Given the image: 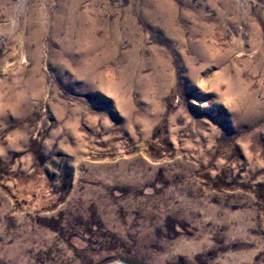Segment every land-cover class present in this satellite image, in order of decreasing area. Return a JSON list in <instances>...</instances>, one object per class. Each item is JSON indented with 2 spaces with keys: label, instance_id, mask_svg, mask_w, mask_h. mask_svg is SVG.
Here are the masks:
<instances>
[{
  "label": "rangeland",
  "instance_id": "obj_1",
  "mask_svg": "<svg viewBox=\"0 0 264 264\" xmlns=\"http://www.w3.org/2000/svg\"><path fill=\"white\" fill-rule=\"evenodd\" d=\"M264 264V0H0V264Z\"/></svg>",
  "mask_w": 264,
  "mask_h": 264
},
{
  "label": "bare ground",
  "instance_id": "obj_2",
  "mask_svg": "<svg viewBox=\"0 0 264 264\" xmlns=\"http://www.w3.org/2000/svg\"><path fill=\"white\" fill-rule=\"evenodd\" d=\"M115 264H118V263H115Z\"/></svg>",
  "mask_w": 264,
  "mask_h": 264
}]
</instances>
